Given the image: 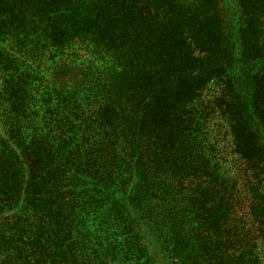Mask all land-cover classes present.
<instances>
[{
    "label": "trees",
    "instance_id": "16d2710c",
    "mask_svg": "<svg viewBox=\"0 0 264 264\" xmlns=\"http://www.w3.org/2000/svg\"><path fill=\"white\" fill-rule=\"evenodd\" d=\"M172 13L156 0H0V264H264V72L222 11L218 57L197 56L182 25L193 59L163 65L147 47ZM79 41L106 61L60 66ZM215 79L232 98L239 181L203 154L182 105ZM170 96L165 134L156 108ZM96 219L110 224L99 240Z\"/></svg>",
    "mask_w": 264,
    "mask_h": 264
},
{
    "label": "rangeland",
    "instance_id": "374dc122",
    "mask_svg": "<svg viewBox=\"0 0 264 264\" xmlns=\"http://www.w3.org/2000/svg\"><path fill=\"white\" fill-rule=\"evenodd\" d=\"M216 2L217 6L212 5V0H174V2L156 0V5H160L163 9H167L168 13L173 12L172 14L175 15L166 18L164 25L157 24L156 39L147 47L148 51L151 48L150 55L167 66L189 64L192 57L182 53L180 44H177L173 35L174 32L181 30L182 25H185L190 36H193L194 52L197 56L218 57L215 17L217 18L222 11L227 23L247 28L245 40L254 58L253 68L256 70L261 66L262 68L258 71L264 72V0H216ZM60 58V66L65 62L72 68L82 67L83 69L84 66L101 65L102 60L106 61L95 54L89 43L80 41L69 45L66 54L59 56L58 60ZM38 63L39 65L35 67L41 69L42 63ZM80 69L77 68L75 72H79ZM47 77L50 78L51 75L47 73ZM239 80L235 82L238 87L243 88L244 79L240 77ZM248 87L250 88L249 84ZM262 90L264 91V88ZM229 91L220 80H211L199 90L196 96L182 105L189 109L191 115L196 116L198 122L196 140H202L207 147L203 154L205 153L208 158L222 160L223 170H228L224 177L232 175V178L239 181L242 175L241 161L234 149L236 135L233 124L236 118L231 110L233 106ZM40 97L41 94H37V98L40 99ZM38 101L37 104L40 106ZM174 102L175 98L170 96L156 108V126L165 134H171L168 129L169 124H165L170 121L162 115L166 114L169 108H175ZM262 190L264 192V182ZM109 225L104 220L96 219L89 224L86 223V229L91 232L92 238L99 240L100 237H105ZM100 232L103 233L100 234Z\"/></svg>",
    "mask_w": 264,
    "mask_h": 264
}]
</instances>
